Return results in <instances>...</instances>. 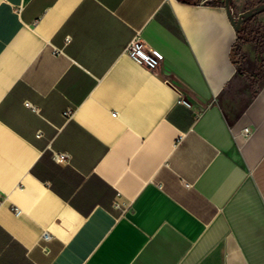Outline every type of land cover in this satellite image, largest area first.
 <instances>
[{"label": "crops", "instance_id": "1", "mask_svg": "<svg viewBox=\"0 0 264 264\" xmlns=\"http://www.w3.org/2000/svg\"><path fill=\"white\" fill-rule=\"evenodd\" d=\"M259 47L224 0H0V264H264Z\"/></svg>", "mask_w": 264, "mask_h": 264}, {"label": "built area", "instance_id": "2", "mask_svg": "<svg viewBox=\"0 0 264 264\" xmlns=\"http://www.w3.org/2000/svg\"><path fill=\"white\" fill-rule=\"evenodd\" d=\"M125 52L129 57H131L136 62L145 65L149 69H157L162 62L163 54L158 50L154 49L145 39L140 37V35H135L134 38L127 44ZM69 111H66L67 115ZM250 129L248 127L244 128V134H248ZM66 154L59 153L56 155L57 160H64ZM15 213L20 214L21 210L15 207ZM44 238L50 239L51 235L48 232H44Z\"/></svg>", "mask_w": 264, "mask_h": 264}, {"label": "trees", "instance_id": "3", "mask_svg": "<svg viewBox=\"0 0 264 264\" xmlns=\"http://www.w3.org/2000/svg\"><path fill=\"white\" fill-rule=\"evenodd\" d=\"M264 2V0H249L248 7L251 8L254 5ZM257 15L249 18L246 21V27L242 30L237 31L239 39L243 40H257L259 38H264V25L261 22H257ZM259 68H264V58L259 47Z\"/></svg>", "mask_w": 264, "mask_h": 264}, {"label": "water", "instance_id": "4", "mask_svg": "<svg viewBox=\"0 0 264 264\" xmlns=\"http://www.w3.org/2000/svg\"><path fill=\"white\" fill-rule=\"evenodd\" d=\"M233 1L234 0H224L227 13L236 31H240L246 27V21L249 18L264 12V2H261L235 14L233 11Z\"/></svg>", "mask_w": 264, "mask_h": 264}, {"label": "rangeland", "instance_id": "5", "mask_svg": "<svg viewBox=\"0 0 264 264\" xmlns=\"http://www.w3.org/2000/svg\"><path fill=\"white\" fill-rule=\"evenodd\" d=\"M248 3H249V0H248L247 3H246V8H245V10L249 8V7H248ZM261 14H262V13H261ZM259 15H260V14H259ZM255 20H256L257 22H260V21H259V18H256Z\"/></svg>", "mask_w": 264, "mask_h": 264}, {"label": "flooded vegetation", "instance_id": "6", "mask_svg": "<svg viewBox=\"0 0 264 264\" xmlns=\"http://www.w3.org/2000/svg\"><path fill=\"white\" fill-rule=\"evenodd\" d=\"M249 4V3H248Z\"/></svg>", "mask_w": 264, "mask_h": 264}]
</instances>
